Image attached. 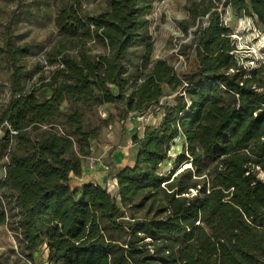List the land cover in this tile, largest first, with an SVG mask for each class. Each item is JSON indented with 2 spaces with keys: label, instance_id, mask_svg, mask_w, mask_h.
Returning <instances> with one entry per match:
<instances>
[{
  "label": "trees",
  "instance_id": "obj_1",
  "mask_svg": "<svg viewBox=\"0 0 264 264\" xmlns=\"http://www.w3.org/2000/svg\"><path fill=\"white\" fill-rule=\"evenodd\" d=\"M154 1L108 0L94 15L77 3L57 8L49 80L13 88L0 117L8 125L0 224L9 215L29 260L44 246L50 264H264V60L249 72L238 63L208 0L199 11L206 24L187 45L193 67L180 72L158 59L142 71L128 54L131 46L149 52L145 17ZM225 1L264 32V0ZM6 36L0 54L16 71L30 45ZM92 41L102 53L91 52ZM103 104L120 121L162 111L156 126L132 137L135 165L110 168L114 195L95 182L70 183L99 136L93 119ZM177 137L181 153L164 175L159 165Z\"/></svg>",
  "mask_w": 264,
  "mask_h": 264
},
{
  "label": "rangeland",
  "instance_id": "obj_2",
  "mask_svg": "<svg viewBox=\"0 0 264 264\" xmlns=\"http://www.w3.org/2000/svg\"><path fill=\"white\" fill-rule=\"evenodd\" d=\"M106 1L108 0H0V48L6 35L15 45H30V53L18 60L17 66L20 68L16 71L8 67L6 57L0 54V117L17 84L24 92L29 91L40 84V79H44V82L49 80L55 69L53 49L60 38L53 23L55 10L66 4L77 3L94 15L106 10ZM212 4L215 6L213 10L220 14L222 25L229 30L234 41V54L238 63L249 72L264 60L262 28L254 19L236 14L225 0H212ZM206 6H209L208 0H155L145 17L150 34L149 52L146 55L143 46H131L128 56L132 63L144 72L158 59L164 60L180 72L193 67L194 61L187 45L195 29L206 24L207 15L202 16L199 12ZM195 11L199 15H195ZM88 45L93 54L103 52V48L93 41ZM144 55L147 62L144 61L145 57H141ZM129 70L133 68L129 66ZM162 100L169 103L173 101L172 96L163 97ZM95 111L93 121L101 125V130L98 138L91 143L90 156L96 159L97 164L107 167H103L105 180L99 185H105L114 195L117 190L116 180L109 173L110 168L113 166L118 171L135 165L138 148L132 137L136 135L140 138L146 126H156L162 117V111L157 106H152L140 115L136 112L129 113L124 121L118 119V110L111 104L100 105ZM110 117L108 124H102V121ZM7 127L5 123L0 125V135ZM181 149L182 139L177 137L168 151L169 159L159 165V172L166 175L170 171ZM6 162L5 156L0 157V179L4 176ZM185 167H189V164L181 165V168ZM6 223L0 224V264H50L44 246L33 253L31 260L26 258L27 252L21 251L23 244L19 240V234L9 225V215Z\"/></svg>",
  "mask_w": 264,
  "mask_h": 264
},
{
  "label": "crops",
  "instance_id": "obj_3",
  "mask_svg": "<svg viewBox=\"0 0 264 264\" xmlns=\"http://www.w3.org/2000/svg\"><path fill=\"white\" fill-rule=\"evenodd\" d=\"M89 158L84 160V163L82 165V172H81V175L79 177H73V179L71 178V185L72 186H76V185H80L81 183H84V182H95V183H103L104 180H105V175H104V172H103V167L104 166H101L100 164L101 163H95L93 165V168H89V165H88V161H89Z\"/></svg>",
  "mask_w": 264,
  "mask_h": 264
},
{
  "label": "built area",
  "instance_id": "obj_4",
  "mask_svg": "<svg viewBox=\"0 0 264 264\" xmlns=\"http://www.w3.org/2000/svg\"><path fill=\"white\" fill-rule=\"evenodd\" d=\"M14 133V132H12ZM88 159V158H87ZM96 163V159H93V158H89V161H88V165H89V168H93V165ZM104 169H107V167H104Z\"/></svg>",
  "mask_w": 264,
  "mask_h": 264
}]
</instances>
